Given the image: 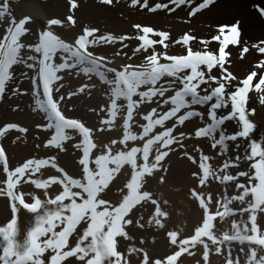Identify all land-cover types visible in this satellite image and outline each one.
<instances>
[{
    "label": "rangeland",
    "instance_id": "1",
    "mask_svg": "<svg viewBox=\"0 0 264 264\" xmlns=\"http://www.w3.org/2000/svg\"><path fill=\"white\" fill-rule=\"evenodd\" d=\"M27 1V3L25 2ZM79 2L81 0H0V40L6 41L9 37V33L12 30H17L21 27L24 34L19 37V41L17 42L16 47L18 48V58L15 62L16 64V70L14 67V72L11 78H13L12 83L9 86H6V89L4 91V94L2 95L0 99V136L2 137V140L6 147L7 155L9 156V163H11V155H12V147H16L17 145L21 146H29L30 151L27 153V155H23L21 159L13 160L10 168L8 170L13 175V181H16L15 174L21 173V169L28 166L32 168L33 172L37 175L31 176L26 182L27 186L31 187H37L40 186V188H47V186H51L52 182H49L47 184H44L43 177L44 176H50V180H56L53 179L56 176L54 173L52 174L49 169H45L42 167V163L40 161H45L48 159L54 160L57 164H61L64 168L68 167L67 164L62 163L61 159H64V156L68 155L71 160L70 167L72 170L69 171L73 174L74 177L78 179H73V177L68 175L69 179H66L65 184H69L67 187H61L58 186L59 191H55L48 199H39V197H36V200L39 201H45L47 205L44 206V212L41 216H39L38 219L33 220V225L35 229L34 231L39 230V232L45 233L46 236L49 237L51 235L52 231L54 230H60L62 228V224L64 222H68L76 213L78 212H87L89 214V221H94L92 224H88V222H85L77 231L76 233V240L75 238L72 240V244L74 243V250H87L92 251L96 255V262L98 264H113L111 255L108 251L109 248L112 250L113 243L117 237H121L120 240L125 242L126 244H130V242L125 241L123 239V236H121V233H115L113 231V228H111V225L109 224V221H105L103 224L105 226H102L101 223L98 224L97 218L100 216L104 211L100 208L102 204H104L103 201H107L113 204L114 207V214L117 213L118 206L120 203L129 197H136L139 200L141 199V202L145 204L147 200L145 199L147 195H140L139 190H143V187H146V189L154 195L155 199L162 205V203L169 208V211L171 213H175L179 216V214L176 213V211L184 210L186 207V204H184L182 201L180 202V206L175 204L171 199V196L174 197L172 189H168L165 187L164 180V172L160 171L163 169V167L159 168V162L161 160L163 149L160 148L162 141L160 144H157L155 146L154 152L151 154L149 159H144L142 151H140L138 154H131L132 149H136V147H139L141 149L142 144L146 143L148 139H156L159 138L162 139V134H164L165 131H167L166 126H170L172 129L173 127L183 129V122L180 120V117H183L185 114L188 115L189 112H191L194 108L195 102H188L183 108H179L176 111L175 116L169 117L170 108H173L171 105V99L176 91H178L177 82H172L173 79L165 80L162 84L159 86H156L155 88H142L139 90H136V95L133 98L132 101L126 102L123 100L117 101L118 105L117 108H114L113 111H107L106 108L105 111L102 112V115L104 118L101 121V126L106 129L107 134L105 136H98L93 135V137L89 135H85L83 133H80L79 141L78 139H75L77 134L80 132V130L72 131L69 130L66 131V133L63 134V136L56 137L52 135V126L51 123L53 121L50 119V113L49 111H45V107L41 106L42 103L37 97V93L39 94L40 91L37 89L36 83L39 80V76L36 72V64L41 62L43 51L40 50V47H46L47 51L46 53L48 55H51L53 58L52 62L56 64L55 67H62V69L59 68L58 72V79L55 83L54 92L56 96L59 98L57 102L63 103L66 102L67 99V92H65V89L67 86L65 85L67 83V80L62 81L61 76H64L68 78L69 86L74 82L79 80V76L84 77V81H87L85 83L87 86H81L79 87V90L82 95L80 99L81 101L86 100L90 101L95 96H97L99 99L101 98L102 91L109 88L110 85H105L104 78L106 75H112L113 78L117 76V74L120 72V69L124 70L121 73L130 72L132 75L137 76L136 71L137 69H140V67L145 64L146 67H153L157 64H162L167 61H171L175 55L177 56L178 53L168 51V49H181L182 52H186L185 47H194V49L190 50V53H194L195 51L203 52L205 51L208 46H211L215 44L216 51L214 53H211L213 57L217 56L218 49L220 47L221 37L224 35V33L230 31V27H232L235 22L233 16L227 17L223 20L222 23L230 24V25H224L227 27H224V31H221V27L217 26L213 31H210V34L203 33V35L195 34L193 32L194 29H190L192 24H185L187 27L185 30H181L179 33L180 35L177 36H162L158 38H150L146 35H140V37H136L133 41H126L124 42L121 49L117 48L114 42L109 43V47L115 48V50L109 51L108 53L97 52L95 49L97 45L95 46L94 40H90L91 42L90 47L88 48V56H84L83 59L77 58L79 57L77 54L74 53L72 49H68L72 47V39L74 40V48L77 47L78 41L82 36L86 37L87 33L86 30H80L82 31L81 34L77 35L76 37L72 38L71 40H68V36H71L69 33H66L65 31L62 32V28H69V24L67 22L66 16H69L70 12H72L70 8V4L73 5V2ZM116 1H123V0H116ZM125 2H128V4L133 7L137 6L138 2L135 0H124ZM169 3L167 6H170L173 8V13H175L177 10L182 7L186 8L189 7L188 10L185 11L187 16H189L190 20H192L197 14H200L201 12H197V10L200 9V7L205 3L206 0H167ZM180 1H186L185 5H179ZM30 4H29V3ZM49 2L54 3V7L58 9H66L63 13L59 14L58 16L51 15L47 18V20L43 21V24L41 25V21H38L35 19L34 15V6L36 8L39 7H46V5ZM231 0H219L217 3L211 5L207 9L203 11L210 10L207 13H210L215 8H224L229 9L228 4H230ZM161 4L159 1L156 0H149V3H145V5H141V9H148L150 12L154 13L157 12L159 8H161ZM264 6V0H247L244 1L243 7L245 9V12H248L250 15H253L254 18L258 23H262L264 20V16L261 15L260 11H258L257 6ZM33 5V6H32ZM34 7V8H33ZM73 9V8H72ZM262 9V8H260ZM202 11V12H203ZM231 9L226 13L227 15H233L231 14ZM236 12V10L234 11ZM202 14V13H201ZM174 15V14H173ZM172 15V16H173ZM65 16V17H64ZM201 19V18H200ZM233 19V20H232ZM237 20V19H236ZM197 21V20H193ZM192 21V22H193ZM198 26L201 27V22H198ZM182 24V23H181ZM263 24V23H262ZM71 27V25H70ZM243 29V26L241 30ZM188 31V32H187ZM243 31V30H242ZM168 35H173L174 32H168ZM75 35V33H74ZM253 37L250 39V48L257 46L264 50L263 45L260 42L254 43V40H258L262 37L257 38L258 35H253ZM81 36V37H80ZM79 37V38H78ZM90 38V37H89ZM219 38V40H218ZM155 40H159L158 42H154ZM218 40V41H217ZM102 41V40H101ZM104 41V40H103ZM216 42L218 44H216ZM72 43V44H71ZM120 43V42H117ZM105 46V42L101 44ZM240 46V45H239ZM239 46H236L233 50L231 48L228 50L229 53H235V50ZM217 47V48H216ZM107 48V47H106ZM2 46H0V52H1ZM117 49V50H116ZM184 49V50H183ZM69 50V53L67 54V51ZM189 52V51H187ZM182 56H178L175 58H185L187 54H184ZM25 54V56H23ZM57 54H61L59 58H57ZM68 55V57L65 56ZM175 54V55H174ZM249 51L247 52L248 55ZM225 56V55H224ZM221 57V56H220ZM226 57V56H225ZM92 58V59H91ZM95 61H101L104 63L106 67L105 69L98 68L96 64L92 60ZM167 59V60H166ZM181 59V60H183ZM74 61L73 65L70 64V67H67L68 61ZM215 60V58H214ZM263 60V59H261ZM259 61L257 65L260 66L259 73L260 77L262 76V73L264 71V64L261 65ZM216 62H212L211 65L208 67L202 68L201 70L197 71L198 78L201 73L209 72L214 69V73H225V69L223 66L217 64ZM215 67V68H214ZM230 67V66H229ZM109 69L112 71L111 74L109 73ZM103 73V81L102 78L99 77L100 73ZM69 73V74H68ZM136 73V74H135ZM259 77V78H260ZM184 78H187V76H184ZM258 78V79H259ZM61 79V80H60ZM110 80V77L108 78ZM70 80V81H69ZM263 82V80H261ZM114 83H111L110 89H109V100L106 102L107 106L110 107V100L112 95V85ZM234 83L233 86L235 87ZM107 86V87H106ZM233 87V89H234ZM238 88V85H236ZM71 90V89H70ZM111 90V92H110ZM248 90V89H246ZM72 92H76L75 90H71ZM108 91V90H107ZM258 91V90H256ZM236 97L234 98V104L233 110L236 112H241L239 119H235L234 123L232 122L231 128L234 130V134L238 136V139H242V142L245 143L241 146L243 148L246 144V147L243 150V153H237V158L240 163L243 162L245 159L247 163L250 165H258L256 173L253 172V176H257L261 178L264 182V116L260 119L259 117L255 116L257 113H254L256 106H253V99L254 96L250 99L245 98L241 90L238 91ZM206 94V93H202ZM257 99L260 97L264 98V89L258 93H256ZM159 97V98H158ZM64 99V100H63ZM67 99V100H66ZM256 99V100H257ZM252 102V103H251ZM109 103V104H108ZM160 104L164 105L165 107H168V110H166L163 106H159ZM248 106H250L248 108ZM228 110L230 109V106H227ZM236 107V110H235ZM187 112V113H186ZM258 112V111H257ZM100 113V112H99ZM223 113L226 114L224 111ZM43 116V117H41ZM68 116L77 118L75 114L68 113ZM42 118H45V120L48 122L46 124V130L43 129L39 130V122H43ZM45 121V122H46ZM200 119H194L193 125L195 129V132L201 127L200 126ZM151 123V124H150ZM187 124V123H186ZM48 125V127H47ZM117 129H121L123 131L122 136H118L115 132H111ZM164 128V130H163ZM161 129V130H160ZM178 129V130H179ZM130 135V136H129ZM142 135V136H141ZM140 136L139 138H137ZM58 138V139H57ZM57 139V140H56ZM163 140V139H162ZM21 141L22 143L18 142ZM92 143L93 145H97L96 148L99 152V154L89 149L88 154H90L91 160H99L102 163V169L108 168L111 164L115 165L117 167L115 179H109L107 185L103 180H101L100 183L105 185L106 187H98L96 195L97 200L94 203H89L88 198L85 195L84 189L91 183V186H95L96 178L98 176L97 170H91L89 167V164L85 163L81 156H83L82 151L84 149H81L79 151V147L81 143L84 142ZM71 143V144H70ZM250 145L255 148L262 149V153L260 155V158L258 160H255L248 154ZM255 150V149H254ZM72 153V154H71ZM256 153L259 156V151L256 150ZM221 152L218 148L213 147L212 150L205 154V159H212V158H218V161L220 159V162H216V165L218 167V173H219V179H217V185L213 187L215 189V197H217V190L220 191L225 185L220 179V176L222 177V174H220V171L224 172V167L227 165V161L221 157ZM32 157V158H29ZM35 157V158H33ZM251 157V158H250ZM46 158V159H44ZM135 158V159H134ZM142 158V159H141ZM144 160V161H143ZM206 161V160H205ZM242 161V162H241ZM31 162L33 165H27L25 163ZM132 162V163H131ZM146 162V163H142ZM70 163V162H69ZM138 163V164H137ZM207 163V161H206ZM239 163V164H240ZM260 163V165H259ZM94 165V164H93ZM135 168H138L140 171H134ZM35 170V171H34ZM91 170V171H90ZM64 172V171H63ZM221 172V173H222ZM57 173V172H56ZM65 174L62 175L64 177ZM200 176V175H199ZM251 176V175H249ZM35 177V178H34ZM218 177V175H217ZM71 178V179H70ZM25 180L24 178L21 179ZM31 180V181H30ZM74 182H73V181ZM161 180V182L159 181ZM64 181V179H63ZM114 182V186L112 187V183ZM137 182H140L138 185ZM12 181L9 182V185L11 186L10 189L13 191L15 190L16 184H12ZM55 185H57V182H54ZM98 185V184H97ZM137 185V186H136ZM246 187H250V183L245 185ZM217 187V190H216ZM74 188V189H72ZM186 189H189L188 187ZM182 190V188H181ZM180 190V191H181ZM213 190V189H212ZM11 191V190H10ZM16 191V190H15ZM191 189H189L188 193L185 192V197L190 203V206L195 209H199V203H197V200L195 201L193 196L191 195ZM203 195L208 192V190H205L202 188L201 190ZM200 192V189L197 191ZM47 193V192H45ZM84 194L82 196V194ZM144 194L143 192H140ZM210 192H208V195ZM21 195L23 197H21ZM16 191V200L21 199L22 202H24V206L28 207L29 198L25 194H21ZM207 195V194H206ZM19 196V198H18ZM179 197V195L177 194ZM4 197V196H3ZM85 197V198H84ZM204 197V196H202ZM24 198V199H22ZM35 199V198H34ZM180 199V197H179ZM202 202H205L204 198H201ZM14 202V203H13ZM4 207L9 210V212H14V209L16 207V202L14 199L11 200L8 199L4 200ZM101 204V205H100ZM94 206V209H97L94 211V214L89 211ZM204 210L206 212H214L216 209V206L213 202H205L204 204ZM117 206V207H116ZM105 208V207H104ZM145 208H149V206H146L144 208H141L140 211L138 210L136 212V215L141 213ZM112 211V209L105 210V212ZM245 217L247 216L250 219V207L244 208ZM10 212V214H11ZM95 213L97 215L95 216ZM202 214V211H201ZM258 214L260 218L259 222H263V217L260 213ZM103 215V214H102ZM109 216V214H106ZM114 216V215H113ZM152 217V216H151ZM155 216H153V220L155 221ZM146 216H144L141 220V223H145ZM25 218L24 220H26ZM62 219H65L63 223H61L60 226L58 224ZM135 213L131 217L130 221L136 220ZM23 221V219H22ZM202 221V216L199 220V223H197V227L200 225ZM27 222V221H26ZM127 223V222H126ZM26 225V224H25ZM108 227L111 228V231L113 232V235L111 234V237L109 238L108 235ZM155 227V224H154ZM193 229L190 231L189 234H191L194 231ZM31 228V227H30ZM135 226H125L124 229L126 233L128 234V238L131 239V232L133 229H135ZM123 231L122 228H119ZM216 230V226L213 229V231L209 234V236H213V233ZM3 231H5L3 229ZM119 232V231H117ZM58 233V232H57ZM115 233V234H114ZM48 234V235H47ZM188 234V235H189ZM88 237V242L85 241L86 245H82V247H79L80 241L78 239H81L82 237ZM103 247L98 245V239L100 240ZM57 240V236L55 237V242ZM26 243H24L23 246H26V250L30 248V241L25 238ZM79 241V242H78ZM107 246V247H106ZM141 250H135L131 249V252H128L127 259L130 261V264H153L154 260L150 259L151 257H154V253L158 251V248L147 246L145 248H142ZM113 248V250H114ZM143 251V252H142ZM24 252V251H23ZM71 252V249H70ZM150 257V258H149ZM46 257L42 256L41 259L44 260ZM53 257H50L47 260V264H50ZM153 260V262H152ZM39 262V261H38ZM168 264H170V261H167ZM239 264V263H238Z\"/></svg>",
    "mask_w": 264,
    "mask_h": 264
},
{
    "label": "bare ground",
    "instance_id": "2",
    "mask_svg": "<svg viewBox=\"0 0 264 264\" xmlns=\"http://www.w3.org/2000/svg\"><path fill=\"white\" fill-rule=\"evenodd\" d=\"M138 2L137 6L133 7L131 4L129 5L128 2L123 1H116V0H81L79 2H73V5L70 4V8L72 12H70L69 16H66L67 22L69 24V28L65 29L62 28V32L65 31L66 33H69L71 36H68V40H71L72 38L76 37L77 35L81 34L82 31L80 30H86L87 35L90 37V40H94L95 48L99 54L101 52L108 53L111 52L113 47H109V43L114 42L116 47L121 49L124 45V42L126 41H133L136 37H140V35H146L150 38H162V36H177L180 35L181 30H185L187 27L185 24H192L190 29H194L193 32L195 34L203 35V33L210 34V31H213L217 26L224 27V25H230L226 23H222L224 19L227 17H234L236 19L233 23L235 26L242 28L243 31L241 36L238 40L241 41V45L235 50V53H231L229 56V59L225 58L224 69L225 73L220 74L216 73L212 75V78L209 82H211L212 88L216 92V94L221 97H223L226 101H234V98L236 97V93L238 91L234 87L233 89V82L237 83L239 87L242 86H248L250 84V76L256 75L259 71V65L257 63L259 61L262 62L261 59H263L264 62V50L260 47L254 46L250 48V39L253 37V35H257L256 37H262L258 40H254V43L260 42L263 45L264 48V20L262 23H258L253 15H250L248 12H245L244 7L242 6L244 1L247 0H231L230 4H228L229 9L224 8H215L213 11L212 8L208 11L202 12V14H197V16H193L194 18L190 20L189 16L185 13L186 10L189 9V7L176 9L177 11L173 13V8L170 6H167L169 3L167 0H156L159 1L161 4V8L157 10V12H150L148 9H141V5H145V3H149V0H135ZM27 3V1H25ZM29 3V2H28ZM30 4V3H29ZM262 5V4H260ZM33 6V5H32ZM35 7V8H34ZM34 17L36 20L41 21V24H43V21L47 20V18L51 15L58 16L59 14L63 13L66 9H58L54 7L53 2H49L46 7H39L36 8L34 6ZM73 8V9H72ZM259 8L264 9V6H259ZM231 9V14L227 15L226 13ZM236 10V12H234ZM174 14V15H173ZM173 15V16H172ZM65 17V16H64ZM201 18V19H200ZM264 18V17H263ZM197 20V21H193ZM233 20V19H232ZM193 21V22H192ZM198 22H201V27L198 26ZM182 23V24H181ZM71 25V27H70ZM184 25V26H183ZM174 32L173 35H168V32ZM188 32V31H187ZM75 33V35H74ZM84 36H82L83 38ZM1 38V37H0ZM104 40V41H101ZM73 41V39L71 40ZM159 40H155L154 42H158ZM105 42V46L101 45ZM120 42V43H117ZM6 42L3 43V40H0V46L2 48L6 45H4ZM234 45V42L232 43ZM215 45H212V49ZM107 47V48H106ZM72 48V47H71ZM117 50V49H116ZM78 52L80 56L85 55L84 52L81 49H74V52ZM168 51H172L178 54H183L181 49H168ZM249 51L248 55L247 52ZM76 54V53H75ZM25 56V54H23ZM61 54H57V58H59ZM66 57L68 55L65 54ZM1 59V58H0ZM70 61V60H69ZM74 61H70L67 67H70V64L73 65ZM145 65V64H143ZM230 66V67H229ZM43 66H40L41 71ZM143 68V67H142ZM62 69V67H61ZM16 70V67H15ZM42 74V73H41ZM69 74V73H68ZM14 78V77H13ZM12 78V79H13ZM11 79V81H13ZM58 79V76L55 78V83ZM62 81L67 80V83L65 84L67 88L65 89V92H67V101L61 103V106L63 109L68 111L70 114H75L77 117V123L82 126L83 131L86 132L88 135H98V136H105L109 135L106 132V129L103 128L100 124L104 116L102 115V112L105 111L104 108L107 109V111H112V108L105 107L107 106V101L109 100V89H105L102 91V96L99 99L97 96L91 99L90 101L80 99L82 95L79 90V87L81 86H87L85 83L88 84L87 81H84V77L79 76V80L74 81L70 86L68 82V78L61 76ZM60 79V80H61ZM70 81V80H69ZM108 84H110L112 81L109 79H104ZM254 81V80H253ZM54 83V84H55ZM40 84L42 87L41 77H40ZM106 84V83H105ZM11 83H9V86ZM81 85V86H80ZM258 88V91L254 90V102L252 103L253 106H256V110H254V113H257L255 116L259 117L260 119L264 116V98L260 97L257 99L256 93L262 91L264 89V86ZM107 87V86H106ZM75 90L76 92H72L71 90ZM52 95L54 98V104L60 105V103H56L58 101V97L56 96L54 92V88L52 89ZM108 90V91H107ZM252 95V96H253ZM41 97V95H39ZM257 99V100H256ZM64 100V99H63ZM109 104V103H108ZM159 106H163L160 104ZM250 106H248L249 108ZM258 111V112H257ZM100 112V113H99ZM235 113V112H233ZM171 115V114H170ZM238 116L235 114V119H237ZM186 121L188 120L187 117H185ZM234 120V117L232 118ZM41 122V121H40ZM194 120H190L189 123H187L183 129H180L179 132L176 134L174 132L170 133V139H176V137H180V140H175L174 144L169 147V151L162 156L161 159V166H158L159 168L163 167L164 172V182L165 187L168 189H172L171 191L174 194V197L171 196L174 199H171L175 204L180 206V202L182 201L184 204H186V207L184 210L176 211L178 215L175 213H171L169 211V208L165 206L163 203L162 205L158 202H155V197L151 193L148 194L146 200L147 202L145 204H141L139 207H137L134 210L136 220L129 221L128 226H135L136 228L132 230L131 232V239L128 238L127 233H123V239L125 241L130 242L131 245L126 244L122 240H120L117 243V248L119 251V260H121L124 257V253L128 252V248H138L143 245V247H147L150 245V247H155L159 249V252H155V255L158 253L161 257H163L166 253L171 252L176 253L178 252V249L175 245L169 244V239H166V236H170V238H174L176 240V245H179V242L183 240L187 236V234L190 232V229H193L195 225L199 222L202 214L198 211V209L190 206V203L187 198L185 197V192L188 193L189 189L196 193L199 189L202 190H208L210 194H214L215 187L217 185V175L218 173V167L216 165V162L218 161V158H212V159H205V154L210 152L212 150V141H203L201 139H198L195 137L194 134V125H192ZM151 124V123H150ZM44 126V124H41ZM40 126V125H39ZM223 127H226V122L223 124ZM115 132L118 136H122L121 129H117L116 131H110ZM194 134V135H193ZM177 141V142H176ZM22 143L21 141H18ZM239 143V142H238ZM244 144V143H243ZM232 145V144H231ZM97 145L93 148V151L96 154H99L97 148ZM86 147V146H85ZM30 147L27 146H21L17 145L16 147H12V160H19L23 155H27V153L30 151ZM239 152L243 153V148H240V145L237 146V148L234 151V154H237ZM72 154V153H71ZM166 156V157H165ZM71 156H64V159L62 160V163L68 165V169L71 171L72 169L69 168L71 164L70 158ZM32 158V157H29ZM35 158V157H33ZM207 163H206V161ZM70 162V163H69ZM220 162V159L218 163ZM66 168V167H65ZM92 170H97L98 176L101 179H115L116 169L117 167L115 165H110L106 169H102V162L98 159H95V164L91 168ZM0 168V226H5L8 221V218H10V212L7 208H5L3 205L5 198V189H6V180L4 177V174H2ZM134 171H139L138 168H135ZM32 172V171H31ZM30 172V173H31ZM221 172V171H220ZM252 172V169L248 167L246 160L244 159L241 164V171L240 173L244 174L245 176H248ZM200 175V176H199ZM28 179V178H27ZM44 179H49V176H44ZM49 183V181H44ZM20 184V183H19ZM23 184V183H22ZM20 190L23 192V187L25 185H21ZM114 186V182L111 185ZM189 189H186V188ZM182 188V190H181ZM213 189V190H212ZM217 189V187H216ZM56 190H59L58 188ZM181 190V191H180ZM48 191L47 193L40 191H35L34 196L40 195L41 198L47 199L49 198L54 192L46 189ZM150 192L147 189H145V193ZM203 193V192H200ZM30 194V195H33ZM51 194V195H50ZM179 195V197L177 196ZM207 196V195H204ZM209 198L212 199L215 204H218V199L214 198V196L209 195ZM215 199V200H214ZM244 200H247L244 198ZM224 204V203H223ZM146 206H149V208H145L141 213L136 215V212L141 208H144ZM240 207H243V204L240 205ZM243 209V208H242ZM133 213V215H134ZM28 218H33L32 216H29L31 214L26 213ZM127 218V221L133 216ZM146 216L145 223H141L142 218ZM152 216V217H151ZM153 216H155V221L152 219ZM261 217L258 216V214L252 215L250 213V230L252 231L253 235L258 238L259 243H256L254 247L250 246V251H252V254L256 251V257L255 258H248L247 255V249L248 246L245 245V248L239 249L236 245L237 251H236V258L239 260L241 259H250V264H264V222H259V224H253V220H260ZM112 219V217H111ZM119 219H123L119 217ZM239 223H247L246 217L242 215V217L235 218ZM32 221V220H31ZM115 223H118V220H115ZM126 224V223H125ZM155 224V227H154ZM263 227V228H262ZM22 226H20V229ZM22 230V229H21ZM231 230V225H224L220 227L217 230L218 233H229ZM21 231H18V237L20 236ZM205 240L203 239L201 243H203ZM194 244H198V242H195ZM199 244V245H200ZM199 245H195L193 247V251L190 252L191 254L189 260L191 262H198L201 261V259L205 255L206 262H209L210 264H218L216 256L213 255L212 249H217L214 242L211 241L208 244H204L205 250L202 253L199 249ZM242 246V245H241ZM46 248H48V253L50 255H53L56 253L55 246L53 247L52 242L51 244L46 242L45 245ZM174 250V251H173ZM76 257L72 258L71 261H68L66 264H81L89 260L86 264H93L95 261L94 254L87 250H79L76 253ZM185 261L186 258H183ZM157 264V263H156Z\"/></svg>",
    "mask_w": 264,
    "mask_h": 264
},
{
    "label": "snow or ice",
    "instance_id": "3",
    "mask_svg": "<svg viewBox=\"0 0 264 264\" xmlns=\"http://www.w3.org/2000/svg\"><path fill=\"white\" fill-rule=\"evenodd\" d=\"M207 4H211L214 2V0H206ZM258 11H260L261 15L264 16V9H260L258 6ZM224 27H227V26H224ZM224 27L221 28V31L223 32L224 31ZM230 32H231V35L230 36H225L229 39H232L233 37L235 38V41L237 42V37H238V29L236 26H232L230 27Z\"/></svg>",
    "mask_w": 264,
    "mask_h": 264
}]
</instances>
